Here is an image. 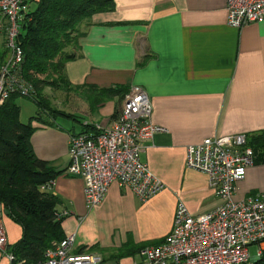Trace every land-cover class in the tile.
<instances>
[{"label":"crops","instance_id":"crops-1","mask_svg":"<svg viewBox=\"0 0 264 264\" xmlns=\"http://www.w3.org/2000/svg\"><path fill=\"white\" fill-rule=\"evenodd\" d=\"M5 47L0 30V51ZM68 51L74 57L64 68L68 85L57 87V113L33 122L31 144L58 172L49 190L60 198V212H70L63 226L76 233L74 251L100 252L103 264H132L136 249L159 244L172 231L179 202L193 215L220 202L208 176L187 168V148L207 137L264 132V20L229 25L227 0H114L111 10L82 22ZM132 85L147 91L152 121L165 128L141 154L164 188L141 200L114 182L89 208L82 177L68 172L71 135L109 125ZM56 115L69 123L59 124ZM257 193H264L261 160L235 196ZM0 224L7 236L0 264H11L8 252L22 227L1 204Z\"/></svg>","mask_w":264,"mask_h":264},{"label":"built area","instance_id":"built-area-1","mask_svg":"<svg viewBox=\"0 0 264 264\" xmlns=\"http://www.w3.org/2000/svg\"><path fill=\"white\" fill-rule=\"evenodd\" d=\"M34 0H0V30L7 31L8 54L0 67V106L14 94L31 96L32 83L23 73L25 56L17 38L28 21ZM229 25L241 28L264 20V0H227ZM153 105L147 91L132 85L109 125L71 135L68 172L84 181L86 206L100 204L112 183L129 187L141 200L164 188L141 159L156 133L165 128L152 121ZM248 133L207 137L187 148L186 166L208 176L220 202L197 215L179 202L172 231L162 242L144 246L132 264H255L264 256V193L238 199L256 154ZM53 180L43 188H49ZM63 215L70 212L63 211ZM76 233L54 241L36 264H103L97 251L75 252ZM257 245L252 256L249 247ZM7 236L0 224V249ZM11 260L14 255L8 253Z\"/></svg>","mask_w":264,"mask_h":264},{"label":"trees","instance_id":"trees-1","mask_svg":"<svg viewBox=\"0 0 264 264\" xmlns=\"http://www.w3.org/2000/svg\"><path fill=\"white\" fill-rule=\"evenodd\" d=\"M34 1L36 7L30 13L32 20L24 24L17 42L25 56L23 73L33 87L31 96L25 98L33 99L40 109L48 112L44 90L68 85L64 68L74 57L68 48L80 34V25L94 12L111 10L114 0ZM3 32L6 47L0 51V67L8 54L7 31ZM20 97L24 96L14 94L0 106V204L22 227L21 239L8 252L14 255L11 264H36L44 259L45 251L54 241L66 237L63 225L68 215L59 210L60 198L49 188H43L58 172L49 161L35 154L31 144L37 129L33 122H46L38 114L29 122H22L17 102ZM51 110L48 114L57 113L56 109ZM91 129L95 130V125ZM249 144L256 150L255 162L264 161V142L253 138ZM144 246L147 245L136 249L135 256ZM86 251L89 250L81 248L77 252ZM255 264H264V256Z\"/></svg>","mask_w":264,"mask_h":264},{"label":"rangeland","instance_id":"rangeland-1","mask_svg":"<svg viewBox=\"0 0 264 264\" xmlns=\"http://www.w3.org/2000/svg\"><path fill=\"white\" fill-rule=\"evenodd\" d=\"M58 87H62L61 85ZM61 92V91H60ZM56 94H57V87H46L44 90V96L46 98V102L49 106V111H52L51 109L54 108L56 109L57 105V101L56 100ZM59 94V93H58ZM18 102L20 104L21 107V114H20V119L22 122H29L31 119V116L36 115L37 114L39 116H44L45 114H48L47 111H44L43 109H40L39 106L35 103V101L31 98H25V97H20L18 99ZM35 110V111H34ZM50 116V114H48ZM57 122L59 124H64L67 125L69 122L67 120H63L61 117L57 116ZM253 138H258L260 139L262 142H264V133H260L257 135H250L249 140L251 141V139ZM256 151V150H255ZM257 245H252L249 247L250 253L252 256H255L257 254ZM135 258H137V256H135ZM117 261H114V264H116Z\"/></svg>","mask_w":264,"mask_h":264}]
</instances>
